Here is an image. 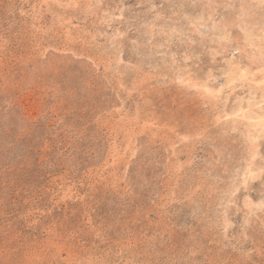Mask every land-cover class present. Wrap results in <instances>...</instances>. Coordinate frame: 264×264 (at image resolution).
Segmentation results:
<instances>
[{
	"label": "rangeland",
	"instance_id": "374dc122",
	"mask_svg": "<svg viewBox=\"0 0 264 264\" xmlns=\"http://www.w3.org/2000/svg\"><path fill=\"white\" fill-rule=\"evenodd\" d=\"M0 264H264V0H0Z\"/></svg>",
	"mask_w": 264,
	"mask_h": 264
}]
</instances>
